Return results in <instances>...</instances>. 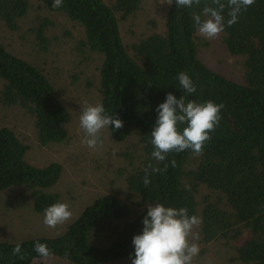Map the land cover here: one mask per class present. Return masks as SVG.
<instances>
[{
    "label": "trees",
    "instance_id": "obj_1",
    "mask_svg": "<svg viewBox=\"0 0 264 264\" xmlns=\"http://www.w3.org/2000/svg\"><path fill=\"white\" fill-rule=\"evenodd\" d=\"M42 9L60 13L84 29L79 55H99V103L106 114L123 121V127H109L116 140L139 134L141 153L126 170L125 186L138 198L139 212L115 194H104L88 204L66 229L54 236L25 240H0V264L46 263L34 250L45 243L53 256L72 264H105L135 258L133 237L142 234L148 204L186 207L189 215L202 219L203 242L223 241L234 249L238 264H264V0L242 11L231 27L226 8L224 43L232 55L243 59V81L220 74L202 60L195 15L203 16L201 0L191 8H178L175 0L166 15L165 30L140 37L131 45L124 42L118 13L124 17L136 12L140 0H39ZM225 4L227 0H222ZM30 0H0V19L11 31H19L28 19ZM53 25L49 16L39 17L28 29L38 50H47L51 39L46 32ZM130 47V48H129ZM131 49V51H130ZM185 72L197 91L184 93L178 75ZM171 92L178 99L197 103L213 101L225 105L222 120L211 133L203 155L192 151L169 153L164 161L152 157L151 131L156 126L157 107ZM0 104L21 106L34 120L41 145L63 143L68 137L71 114L62 102L46 70L31 59L15 54L0 40ZM186 125H182L181 129ZM28 146L10 128L0 127V192L21 188L29 193L38 213L61 195L52 190L62 177L63 166H45L27 160ZM175 161L173 166L172 161ZM151 164L161 172L148 170L151 183H143L145 169ZM167 165V171H163ZM128 171V172H127ZM210 194L199 199L200 188ZM23 259L12 254L16 244Z\"/></svg>",
    "mask_w": 264,
    "mask_h": 264
},
{
    "label": "rangeland",
    "instance_id": "obj_2",
    "mask_svg": "<svg viewBox=\"0 0 264 264\" xmlns=\"http://www.w3.org/2000/svg\"><path fill=\"white\" fill-rule=\"evenodd\" d=\"M114 4V0H104ZM139 9L124 17L118 13L120 29L126 45H131L140 37L152 32L165 30L169 4L166 0H140ZM28 19L22 22L19 31L9 30L0 19V40L15 54L31 59L48 73L56 90L71 114L67 124L68 137L65 142L41 145L33 117L21 106L5 107L0 104V127L12 129L28 146L27 160L38 166L59 162L63 166L62 177L52 189L57 191L63 202L73 211V218L66 224L49 228L43 223L44 213L33 208L29 193L21 188L0 192V240L18 241L38 236H54L62 233L67 225L77 218L84 208L97 197L115 194L127 201L133 211L139 212L135 194L125 186L126 170L133 166L134 157L141 153L139 134L131 133L124 140H116L107 128L102 133L103 147L91 149L82 143L84 133L80 129L79 116L82 103L99 102L98 66L102 61L99 55L89 58L79 55L80 41L85 33L78 23L60 13L42 9L39 0H30ZM41 16H49L53 25L46 35L51 39L47 50H38L30 26ZM200 55L208 67L227 78L242 82L244 75L243 57L229 53L223 32L216 39H206L197 32ZM130 48V47H129ZM131 51V49H130ZM132 52V51H131ZM113 150L116 155L113 156ZM128 172V171H127ZM205 186L200 188L199 199L210 194ZM200 252L193 264H238L233 260L234 249L223 241L203 242L201 227ZM45 260V259H44ZM131 258L105 264H132ZM47 263L72 264L69 260L52 256Z\"/></svg>",
    "mask_w": 264,
    "mask_h": 264
},
{
    "label": "clouds",
    "instance_id": "obj_3",
    "mask_svg": "<svg viewBox=\"0 0 264 264\" xmlns=\"http://www.w3.org/2000/svg\"><path fill=\"white\" fill-rule=\"evenodd\" d=\"M178 8H191L199 5L201 0H175ZM256 0H212V5L205 4L203 16L195 15L197 31L206 39H216L225 30V9H228L227 26L231 27L239 20L242 11H246ZM169 5L173 0H166ZM63 6V0H53V7ZM180 89L186 94H193L197 88L189 74L181 72L178 75ZM225 105L217 104L211 100L197 103L194 100L186 101L185 95L179 99L169 92L166 101L161 103L156 111L158 118L156 126L151 131V144L154 147L152 157L157 161H164L169 153H180L186 150L192 151L196 156L203 155L206 143L212 139L213 133L222 120V110ZM79 125L84 133L82 143L91 149L103 147L102 133L105 129L114 125L115 130L122 128L123 121L106 114L102 103H82L79 116ZM182 125H186L181 129ZM113 156L116 155L113 150ZM173 166L175 161H172ZM165 165L163 171H167ZM161 172L159 168H153L151 164L145 169L143 179L147 187L151 180L148 170ZM148 211L142 223V234L133 237L135 246V258L132 264H193L200 252L198 241L200 236L196 231L202 223L197 215H189L186 207L175 208L161 203L148 204ZM73 218L71 206L66 202H56L44 210L43 223L49 228H56L66 224ZM35 252L47 260L53 256L52 250L47 244L37 241L34 244ZM12 254L23 259L22 247L18 243L13 248Z\"/></svg>",
    "mask_w": 264,
    "mask_h": 264
}]
</instances>
